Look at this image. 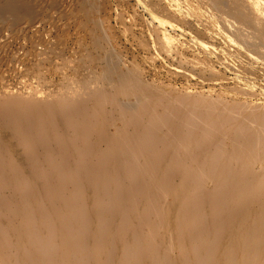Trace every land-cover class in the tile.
Wrapping results in <instances>:
<instances>
[{"label":"rangeland","instance_id":"obj_1","mask_svg":"<svg viewBox=\"0 0 264 264\" xmlns=\"http://www.w3.org/2000/svg\"><path fill=\"white\" fill-rule=\"evenodd\" d=\"M22 1L0 0V264H264L246 0H100L97 45L64 0Z\"/></svg>","mask_w":264,"mask_h":264},{"label":"bare ground","instance_id":"obj_2","mask_svg":"<svg viewBox=\"0 0 264 264\" xmlns=\"http://www.w3.org/2000/svg\"><path fill=\"white\" fill-rule=\"evenodd\" d=\"M15 4L14 7L20 9L22 11L27 10L22 0H14ZM247 5L253 10V15L249 19L248 16L244 15L239 8L236 9L234 12L233 18L236 22L244 23V22H251L255 24L256 27L264 31V8L261 6V0H246ZM78 11L82 13V16L78 20V25L81 28H85L86 30H90L92 41L94 45L101 43L104 40V35L102 33V26L100 22L95 19V12L98 11L100 8V0H77ZM13 7V8H14ZM14 8V9H15ZM27 12V11H26ZM88 28V29H87ZM88 30V31H89ZM264 33V32H263ZM264 34L261 36L263 37ZM164 47H170V40L164 34Z\"/></svg>","mask_w":264,"mask_h":264},{"label":"built area","instance_id":"obj_3","mask_svg":"<svg viewBox=\"0 0 264 264\" xmlns=\"http://www.w3.org/2000/svg\"><path fill=\"white\" fill-rule=\"evenodd\" d=\"M54 7L56 9H58V10L55 11V12H53V13H56L60 17V19L65 18V16L68 15L67 14L68 11L71 13V15L73 14V16H72L73 27L77 31V33L79 34L80 31H81V29H80V27L78 25V20L79 19H77L76 17H74V11L78 10L77 0H64L62 3H59V4L55 5V6H53L50 9V12L53 11ZM64 13H66V15ZM30 46H31L32 49L28 50V52L33 53V55H34L33 58L34 57H37L38 55L44 56V55L47 54V52L49 50L48 47H47V44L45 45L44 48H42L40 50L39 49H35V46L36 45H34V43L33 44L31 43ZM27 56L29 58L28 61H31V59H32L31 55L29 53H27ZM63 59H72V58H69V57L66 56V57H63Z\"/></svg>","mask_w":264,"mask_h":264}]
</instances>
